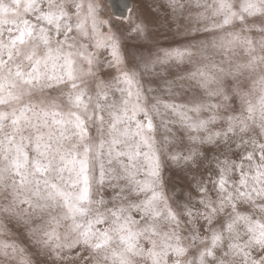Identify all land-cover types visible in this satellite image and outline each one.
Listing matches in <instances>:
<instances>
[{
	"label": "clouds",
	"instance_id": "obj_1",
	"mask_svg": "<svg viewBox=\"0 0 264 264\" xmlns=\"http://www.w3.org/2000/svg\"><path fill=\"white\" fill-rule=\"evenodd\" d=\"M135 4V18L119 21L112 0H0V113L7 114L0 120V264H71L70 255L89 248L81 243L79 252L57 255L53 234L61 242L76 234L64 209L36 194L34 178L20 183L10 145L27 153L25 173L37 159L52 160L47 178L39 177L41 194L46 180L79 191L87 178L93 203L79 219L103 212L108 227L112 210L123 209L141 218L138 228L156 223L178 235L187 253L169 251L167 264H264V242L248 230L249 222L264 224V0H147L148 14L142 0ZM49 12L64 15L50 21ZM137 21L141 32L132 27ZM25 28L31 36L13 44ZM110 37L119 40L120 63ZM176 49L183 58L170 54ZM152 60L163 62L146 69L143 61ZM124 73L135 81L131 97ZM15 115L26 117L19 126ZM37 144L50 146L47 156ZM153 192L163 194L155 220L142 212ZM168 207L179 223L169 222ZM214 233L223 239L209 255ZM140 244L151 247L148 239ZM121 247L117 238L89 255L98 257L94 264H114L111 250ZM131 258L152 264L146 255Z\"/></svg>",
	"mask_w": 264,
	"mask_h": 264
},
{
	"label": "snow or ice",
	"instance_id": "obj_2",
	"mask_svg": "<svg viewBox=\"0 0 264 264\" xmlns=\"http://www.w3.org/2000/svg\"><path fill=\"white\" fill-rule=\"evenodd\" d=\"M223 3L221 4V8H223ZM137 13V6L135 4V0H112V12L111 16L115 20L119 21H132ZM45 18L48 20L53 19H61L64 15L63 12L57 14L56 12L45 13ZM90 15L92 16L93 27L96 28L98 39V46H102L104 44L103 34L100 33L98 24L100 23L99 18L96 15V10L94 7L90 6ZM106 22V21H105ZM225 22H228L226 19ZM83 27V24L81 25ZM136 32H141L145 28V24L143 21H137L132 25ZM31 28H25L20 31L19 35L13 40V44L16 40H19L21 43L24 42L25 36H31L32 34ZM112 39L111 48L112 55L115 58L117 63L122 62L123 57L120 52V43L119 40L115 37H110ZM41 39L47 41L46 36H42ZM172 55H176L179 58H183L184 51L176 49L172 53ZM157 62H163L160 60H152L143 61V65L146 69H154ZM191 75L195 76L196 73H191ZM124 80L129 85V96H133V92L131 91L132 86L135 84L133 77L129 73H124ZM138 95V92L136 93ZM127 103V101H126ZM137 109H141L139 104L135 105ZM171 107V105H167ZM199 111V106L196 108ZM251 110V109H250ZM183 117L184 113H180ZM7 116L6 113H0V120L5 119ZM24 115H15L13 117V123L17 126L20 125V122L25 119ZM207 121H201V126L206 125ZM195 127V125H192ZM78 128L81 129V134L86 132V129L82 128V124L77 125ZM147 127L151 129L153 127L151 119H149ZM232 130L231 128L229 129ZM10 140H14L15 137L9 138ZM50 146L47 144H37V150L41 152L42 155L47 156L48 150ZM15 150L16 155L13 156L12 160L9 161L11 167H13L20 177V183H31L33 178L37 184V195H40L42 199L47 201H51L55 206L59 204L64 212L62 214V219L70 221L69 229L72 233L76 234V238L71 242L60 241V236L58 233L53 234L52 239H55L57 242L54 247L58 250L57 255L59 256L61 253L59 250L63 248L75 249L76 252H79V248L77 245L81 243L89 246L87 250L82 255H70L69 260L71 264H80V261H84L85 264H94V262L98 261V257L96 255H89V250H94V252H100L105 249L111 248L112 241L114 239H119L122 247L120 249L112 248L111 257L114 260V264H133L132 256L133 255H146L150 257L152 264H161L162 258L164 260V264H167V256L168 252L171 251L177 257H183L187 253V248L180 242V237L175 234L169 233H161L159 231V226L156 223H148L143 228H138L137 225L141 222V218L134 216L132 213L125 214L123 209L120 210H112V216L114 219L112 220V226L102 227L105 225L107 221V216L103 212H97L94 216H90L87 221L83 219H79L81 217L88 216L90 212V208L84 206L85 204H92L91 198V189L87 184V178L85 177V183L82 187H80L79 191H74L64 185L59 183L51 182L50 180H46V184L48 190L46 193L41 194L39 191L40 178H47L48 172L52 170V160H48L46 163L37 159L34 161V168L32 173H25L22 171L23 168L26 167V157L27 153L23 152L19 145H10L8 151ZM25 157V159H21V156ZM251 157V153H249V158ZM7 158V157H6ZM59 171H63V169H59ZM39 173V176L36 174ZM154 174H156L154 172ZM79 183V181L73 180L71 181L72 187ZM221 189L224 188V178H221L220 181ZM151 185H145V189L150 188ZM243 194V193H242ZM163 198V194L159 192H153L152 196L143 201L142 212L145 216H151L153 220L158 218L162 214V210L158 208L157 202ZM231 199V197H229ZM235 207V205H233ZM215 211V208H213ZM237 220H244L246 217L237 213ZM167 219L171 223H179V218L177 213L171 207L167 209ZM235 222H230L227 224V229L232 231L234 229ZM248 230L254 234V239L257 242H264L262 238H264V224H261L259 221L255 223H248ZM161 236V241L158 242L155 237ZM148 239L151 242V247L145 248L140 244L141 239ZM213 247L206 249L205 251L209 255H214V248L217 242L222 241L223 236L220 233H214L213 235ZM162 245V247H161ZM234 248H238V244H233ZM203 260V256L201 257ZM177 264H180L177 261Z\"/></svg>",
	"mask_w": 264,
	"mask_h": 264
},
{
	"label": "rangeland",
	"instance_id": "obj_3",
	"mask_svg": "<svg viewBox=\"0 0 264 264\" xmlns=\"http://www.w3.org/2000/svg\"><path fill=\"white\" fill-rule=\"evenodd\" d=\"M138 2H140V0H138ZM141 7H142V10L145 12V14L150 13V9L147 8V0H142ZM207 151H211V149H208ZM179 198H182V194Z\"/></svg>",
	"mask_w": 264,
	"mask_h": 264
}]
</instances>
